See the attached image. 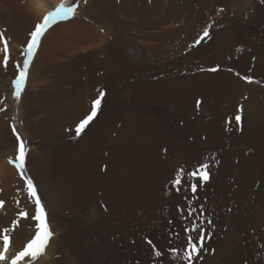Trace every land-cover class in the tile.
<instances>
[{"label":"rangeland","instance_id":"rangeland-1","mask_svg":"<svg viewBox=\"0 0 264 264\" xmlns=\"http://www.w3.org/2000/svg\"><path fill=\"white\" fill-rule=\"evenodd\" d=\"M146 1L147 5L149 4L151 8L154 5H159L160 7L150 16L155 21L158 20L160 22L161 20L162 23H166V21L172 19L174 13L172 15V10L170 9L172 2L170 0ZM252 1H257V3H252L251 12L245 13L242 17H245L244 21L241 20L246 27V31L250 32L249 35L252 34L251 38L243 40L235 31L234 34H225L220 37L217 35L219 39L217 36L214 37L215 35H210V38L201 41L199 45L191 47L198 35H195L192 39H186L187 35L184 33L178 37L179 39L172 38L170 41H163L161 38L159 40L163 46L175 48V51L169 55L158 56L151 54V52H146L144 56L143 48L149 44V41L152 42L153 40L151 39V41L140 36L141 30L146 31V29L139 27L140 13L134 10L131 12L124 11L122 5L126 6L127 0H108L107 5L110 8L112 6L111 9L115 15L123 17L127 23L123 26V30H125L121 36L118 37L115 34V25L110 20L102 19L95 21L91 19L92 24L95 25L96 29L99 30V35H101L96 42L95 40H89L73 43V41L67 40L63 44L66 49L65 52L51 57L49 45L52 41H46L45 48L42 50L30 73L31 65L40 47L36 50L28 70L26 86L30 77L31 82L25 104L23 103V98L26 86L19 101L13 98V113L12 107L8 104L9 100L5 96L6 94L1 90L5 94H3L4 97L2 96L3 99H0V108L4 109V111H0L1 170L3 169L2 167H8L9 165L14 167V165L8 163V159L6 158L9 155V157L14 159L17 154L18 141H15L13 128L20 134L21 139L26 142V176L29 175L28 167L30 165L28 164V155L31 149L52 150L55 152L57 146L63 143L64 140L70 142L72 139L80 138L95 118H98V122H108V124L104 123V128L106 127L108 134H111V142H114L115 138L118 137L117 135H120L121 129L126 131L128 125L134 126V129H138L132 135H125L129 140L123 146V152H125L123 156L125 160V175L128 179L126 178L125 195L122 198L130 206L127 205V208H129L126 212L129 215L126 218L127 220L119 223L117 220L104 223L97 218L96 221L98 222L88 221L87 224L89 225L85 224L87 220H82L84 225H87L85 233L81 230L77 232L79 240L76 248L74 247L75 252L70 253L68 257L64 258L61 264H68L67 262L70 261H73V264H160V258L153 255L151 251L152 245L148 244L147 241L151 240L161 250L169 247V241L172 242V246L180 245L183 240L181 228L182 226H187V222L182 221L181 215L175 209V205L177 204H186L181 199L183 193H175L171 189L169 181L174 178L177 169L182 167L186 171H189L198 162H208L210 164V179L203 187L198 188L197 195L199 203H203L206 209L202 219L211 220L212 223L204 225L207 237L205 248L207 251L202 253V259L198 260L197 264H204L208 259L211 260L214 254L216 255V251L225 243L228 235H231L233 247L235 246L236 249L244 252V254H247L249 250L255 247L264 248V117H260L256 113L254 114L260 132L256 135V138L252 130L254 126L250 123L252 120L246 111L251 90H244L238 96L239 98L233 95L234 90L238 88V83L236 82L239 80L246 84L255 83L264 87V73L260 74L256 66L252 65L253 62L256 63L259 60L264 62V4L260 0ZM66 2L69 3V0H66ZM91 2L92 0H87V3L84 4L83 0H81L75 17L85 20V16L88 13L85 9H87ZM144 2L143 0H134L133 4H136L135 7L140 9V5L144 4ZM95 8L96 6L94 5L91 7L93 10ZM221 15L214 23V25H218V31L230 26V20H233L231 18L235 16V12L223 13ZM86 20L88 19L86 18ZM1 26L3 32L6 33L9 27L8 23L5 21ZM33 28L32 24L28 26V30L30 31ZM234 35L237 38L236 40ZM102 36L104 40L107 38V41H104ZM5 37L7 38L6 34ZM224 38H227V40ZM7 39L9 40V44L12 42L11 40L17 42L16 50L20 57L25 41L18 42L16 38L11 36ZM212 43L213 49L215 48L218 53L212 49ZM220 44L223 45L221 46ZM113 46L120 47L123 53H127L128 55L127 62H122L119 67L117 65V68L112 63L114 61L111 62L109 57V52ZM0 56V61H2L3 52ZM144 57L147 59L148 64L143 66V63L140 64V62ZM15 60L18 61L17 58ZM13 62L14 57L11 55L8 68L5 69L3 66H0V78H15L17 69L14 67ZM65 64L69 67L68 72H66ZM215 66H219L220 70L217 72L207 71L208 68ZM201 69L204 70L202 71ZM229 69L233 71H229ZM220 72H223V75L217 77ZM236 73H240V76H250L254 82L248 83L241 79L240 76H237ZM212 77L215 81H213ZM174 80H184L186 85L183 84L184 82L178 86L176 83H171V86L169 83H166L168 81L174 82ZM62 81L64 82L62 83ZM215 82L216 84H214ZM233 82L234 85L231 84ZM217 84L220 86H218L219 88L215 87ZM40 89L43 90L41 91ZM99 91H104L106 95L101 102L97 116L77 136L75 128L79 121L90 113L92 103L98 97ZM50 94H53V96ZM49 96H51L50 100L52 102L55 99L51 106L47 102L42 101V99L48 100ZM38 98L41 100H39L37 108H32V111H30L33 112L34 117H39L41 122L45 123L44 126L48 125V132L44 133V136L32 139L30 131L28 132L25 128L24 131L28 132V134L26 132L24 134L28 136H24L20 130V101L23 106L25 105V110L28 112L27 105H32L31 100ZM197 99L202 100L199 108L196 106ZM55 103L57 104L56 109L58 111L54 107ZM240 106H242V111L238 113ZM63 112L65 113L63 114ZM237 114L241 115L240 124H237L234 119ZM229 118L232 119L231 124L226 123ZM156 121H159V126L157 125V127L161 135L158 137L151 135V137L146 138L140 136L141 122L153 125V122L155 123ZM160 123L165 124V126L162 127ZM247 123L249 125H246ZM235 135L238 137L234 138ZM242 135L247 138L246 143L236 144L235 141H239L237 138ZM7 138L14 141L13 145L8 144L4 146L3 142H8ZM14 144L16 147H14ZM97 167L98 170L102 168L101 163H97ZM247 167L249 169L243 174L242 168ZM3 173L5 172L2 170L0 172L2 176L0 179L2 180L4 178ZM30 178L35 183L33 177L31 176ZM185 180L188 181L187 176ZM34 185L39 195L36 183ZM0 188V201H4L3 206L0 207V214L4 216L21 218L19 213L22 210L27 212L30 204H33H25L18 194L19 197L16 196V198H19V200L14 198L15 195L7 197L8 194L5 195V193L9 187L2 185ZM188 195L191 196V193L189 192ZM20 199L22 200L21 203ZM16 200L18 204H16ZM134 201L137 202L135 203ZM138 208L140 212L136 211ZM45 211L47 217L48 211L46 209ZM67 212L66 215L68 214L67 216H69L70 211L68 210ZM169 220L172 221V224L168 223ZM110 223L113 226H110ZM28 228L31 229L29 226ZM33 228L31 230H36L35 226ZM57 228H60V230H57V232L53 231V235L49 240V242L52 241L53 237L56 239L50 249V257L43 261L42 264H49L51 262L54 251L57 248V239L60 237L61 231L66 229L64 223L58 225ZM105 231L108 234H105ZM174 233H181L180 238L177 239ZM28 237L30 238V236ZM23 241H16L14 243L21 246ZM47 247L42 256L46 254ZM10 252L14 253L13 250ZM173 261H176V259L169 255L163 261V264Z\"/></svg>","mask_w":264,"mask_h":264},{"label":"bare ground","instance_id":"bare-ground-1","mask_svg":"<svg viewBox=\"0 0 264 264\" xmlns=\"http://www.w3.org/2000/svg\"><path fill=\"white\" fill-rule=\"evenodd\" d=\"M107 1L108 0H92L91 4L89 6L87 5L88 6L87 9H85L88 11L87 15L85 16V20H80L81 18L78 19V18L74 17V18L67 20V21H60V22L56 23L48 32H46V35L44 36V38H42L43 40H42L41 46L38 50V53H37L32 65H31L29 72L31 73V70L35 66L42 50H44L46 41H49V40L52 41L51 44L49 45L51 57L52 56L55 57V56H57V54L60 55L61 53L65 52L66 49L64 48V45H63L64 41L70 40V41H73V43H75V42H81V41L84 42V41H89V40L90 41L95 40V42H96L98 37H100L101 35H99V30L96 29L95 25L92 24L91 19L95 20V21H100L102 19L110 20V22L115 25V27H114L115 34H117L118 37L121 36L123 34V31L125 30V29L123 30V28H124L123 26H125L127 23H126V21H124L125 19H123V17H118L117 15H115V13L111 9L112 6L110 8V6L107 5ZM133 1L134 0H127V2H128V3H126L127 5L126 6L122 5V9L124 11L126 10L129 12H131L133 10L138 11L140 13V21H139L140 25H139V27L142 29H146V31H142V30L140 31V36H142L143 38L153 40V41L151 40L152 42H150L148 40L149 44H147L143 48V52H144L143 55L144 56L146 55V52H151V54H155L158 56H163L165 54L169 55L171 52L175 51L174 50L175 48L172 46H163L159 42V40L161 38L163 39V41H170L172 38H178L179 36H182L184 33H186V35H187L186 39H192L195 37V35L197 36L198 34H200L202 32V29L205 26L209 25V23H211V25H212V27L210 29V32H211L210 35H215L214 37H216L217 35L220 37V36L225 35V34L226 35L234 34V32L236 31L240 35L239 37L242 38L243 40L249 39V38H251L252 34L249 35L250 32L246 31V27L244 26V24L242 23L241 20H243L245 18V17L242 18L245 13L251 12L252 3H257V1H252V0H170L172 2L170 9L172 10V15H173V13H174V15L172 16V19L170 21L168 20V21H166V23L165 22L162 23L161 20H160V22H158V20L155 21L154 18L150 17L153 15L154 11H156V10H158V8H160L159 5H154L151 8V7H149V4L147 5V3H146L147 1L143 0V2L145 1L144 4L140 5V9H138L135 7L136 4H133ZM59 2H60V0H0V32H3L1 24L6 21V23H8V25H9L8 31L6 33H4V34H6L7 38L11 36L13 38H16L18 40V42H20V41L26 42L27 39L29 38L28 34L30 32V30H28V26L30 24H32L34 27V25L37 22H40L43 15L46 14V12L52 10ZM70 2H72V0H69V3ZM93 5L96 6L95 10L91 9V7ZM81 8H83V7H81ZM221 9H223V11H220ZM162 12H164V11H162ZM234 12H235V16L234 17L232 16V18L230 17L231 19H233V20H230L231 21V23H229L230 26L224 30L218 31V29H217L218 25L217 24L214 25V23L216 22V20H218L219 16H222L221 14H223V13L228 14V13H234ZM164 16H165V14H164ZM224 16H226V15H224ZM168 17H169V15H168ZM86 18L88 20H86ZM190 27H191V29L189 30ZM193 28L195 29L194 31H193ZM59 30H61V31H59ZM218 36H217V38H218ZM234 37L236 40L237 38L235 35H234ZM102 38H103V36H102ZM106 39L107 38H105V40H104V38H103L104 41H107ZM224 39L227 40V38H224ZM11 41H10L11 43L9 45H10L11 55H12V57H14V62L16 61L15 58H17V60L18 61L21 60L20 62L22 63V60L24 59V57L20 56L21 57V59H20V57L17 54V50H16L17 42H14L13 40H11ZM224 42H226V41H224ZM100 43H101V40H100ZM110 43H112V42H110ZM229 44H230V42H229ZM211 46L213 49V43ZM224 46H226V45H224ZM0 47H2V45H0ZM224 48H226V47H224ZM227 48H229V47H227ZM213 50H215V48ZM213 50H211V51H213ZM222 50H224V49H222ZM215 51H217V50H215ZM1 53L2 52H0V54ZM217 53H218V51H217ZM219 53H220V51H219ZM211 54H213V53H211ZM46 57H47V55H46ZM51 57H50V59H51ZM109 57H110L111 62L114 61L112 63L115 64L116 68H117V65L119 67L122 64V62H127V60H128L127 53H123V50L120 49V47H116V46H113L112 49L110 50ZM216 57H217V55H216ZM219 57H220V55H219ZM141 63H143V66H144V65L148 64V61L144 57L141 60L140 64ZM250 63H252V62H250ZM134 64L136 65L135 62H134ZM252 65L256 66V69L258 70V72L260 74L264 73V62L263 61L259 60V61H256V63L253 62ZM68 68L69 67L66 66V64H65V69H67L66 72H68ZM222 73L223 72H220L217 75V77H221L223 75ZM226 74H224V75H226ZM2 78H0V87H1L0 99L2 98V96L4 97V95L6 94L5 96L9 100L8 104H10V107H12L11 110L13 113V107H14V105H13L14 99L13 98L14 97H13L12 93L14 91V88L11 85V81L13 78L12 79L5 78L6 80L2 79ZM202 78H204V77H202ZM224 78H226V77H224ZM227 78H229V77H227ZM210 79H211V77H210ZM212 79H214V78L212 77ZM221 80H222V78H221ZM185 81L187 82V80H185ZM213 81H215V79ZM30 82H31V77L29 78V81H28L27 86H26L25 91H24L25 92V96L23 98L24 104H25V99H26L27 94H28L29 87H30ZM63 82L64 81H62V83ZM183 82H184V80H178V81L174 80V82L168 81L166 83H169L170 86L172 85L171 83H176V85L178 86V85H181L180 83H183ZM216 82L214 84H216ZM235 82H236V80H235ZM236 83H238V88H240V89H238L237 87H236L237 89L234 88L235 89L234 90L235 92H233L234 97H236V96L238 97L246 89L251 90V95L249 97V100L247 101L248 104H247V108H246L247 110L246 111H247V115H249L250 119L252 120V122L250 121V123L254 126V128L252 130H253L254 136L256 137V135L260 132H259V128H258V122L255 121V115L254 114L256 113V114L260 115V117L261 116L264 117V87L261 85L255 84V83L254 84H246L240 80ZM183 84L186 85L185 82ZM210 84H211V81H210ZM231 84L234 85V82ZM218 86L219 85L217 84L215 87L219 88L220 86L219 87ZM231 89H230V92L232 91ZM1 90L5 94L3 92H1ZM24 92H22V95ZM40 94H41V92H40ZM42 94H44V93H42ZM22 95H21V98H22ZM50 95L53 96V94H50ZM51 96H49V99L47 98L48 100L42 99V101L47 102L48 105L51 106V104L54 103V101H55V99L54 100L52 99L53 102L50 100ZM39 100H41V99L38 98V99H34V100L32 99L31 100L33 103L32 104L33 106L31 104L27 105L28 106V112H26V110H25V107H24L25 105L23 106L21 101H20V109H19V115H20L19 119H21L20 130L24 136L26 134H28V132L30 131L29 133H30V137L32 139L41 137L44 133L48 132V130H47L48 125L44 126L45 123L43 124L42 123L43 121L41 122V119L39 117H34L33 112H31L32 108L33 109L37 108V104L39 103ZM55 104H54V107L56 109L57 104L56 105ZM58 108H60V107H58ZM56 110L58 111V109H56ZM64 113L65 112H63V114ZM8 116H9V114H8ZM63 116H65V115H63ZM9 119H10V117H9ZM24 120H25V122H24ZM247 122H248V120H247ZM23 123L25 125L24 128H23V126H24ZM104 123L105 122H98V118L97 119L95 118V120L92 121V123L89 124L87 129L83 132V135L80 136V138L72 139L70 142H68V140H64L63 143H61L60 145L58 144L59 146H57V149L55 152L52 150L50 151V150H39V149L33 150V149H31V151L28 155V164L30 165V167H28V173H29L28 176H30V177L32 176L33 179L35 180L34 182L36 183V185L38 187V193L40 195V199L43 202L42 204H44L45 209L48 211L46 221L48 223L50 231L51 232H53V231L57 232V230H60V228H57L58 225H61L63 223L66 227L65 230L61 231V233L59 235L60 237L57 239V241H58L57 248L54 251L53 259L51 260V262L49 264H61L62 260H64V258L68 257V255L70 253L75 252V248H76V245H78L77 242L79 240L77 232H79V230H81V231H84V233H85V227H87V225H89V224H87L88 221L94 222L98 218L99 220L103 221L104 223H108V221L114 222V220H117V222L119 223L121 221L124 222L125 220H127L126 218L129 216L126 214L127 210H129V208H127V205L129 206V204L127 203V201H124V199L122 198L125 195V187H126L125 185L127 182L126 181L127 177L125 175V165H124L125 160L123 159V156L125 153V152H123V149H124L123 146H125V142L129 140L128 137L125 135H128V136L132 135L134 133V131H138V129L137 128L134 129V126L128 125V127L126 128L127 132L125 130L121 129L120 133H119L120 135H117L118 137L115 138L114 142L113 141L111 142V139H110L111 134H108V132L106 131V127L104 128V125L108 124V122L105 124ZM158 123H159V121L158 122L156 121L155 123L153 122V125H152L151 123H145V122L142 123L141 122V124H140V136L146 138L149 136L151 137V135L156 136V137L161 135V133L157 127V125L159 126ZM160 125L162 127L165 126V124H161V123H160ZM246 125H249V124L247 123ZM160 127H159V129H160ZM25 128L27 129L28 132L24 131ZM210 129H211V127H210ZM198 130H199V127H198ZM198 130H196V131H198ZM24 132H26V134H24ZM51 132H53V131H51ZM124 132H126V134H124ZM10 133H11V131H10ZM197 133H199V132H197ZM55 134H57V133H55ZM26 136H28V135H26ZM236 137H238V136L235 135L234 138H236ZM7 139H8L7 141L9 143L3 142L4 146H6L8 144L10 145L14 142V141L9 140V138H7ZM237 139L239 141H235L236 144L244 143L247 140V138H245L244 135H242L241 137H239ZM12 140H13V138H12ZM140 141H142V140H140ZM251 144H252V142H251ZM14 147H16L15 144H14ZM14 153L16 154V152H14ZM8 157H9V155H7L6 158L8 159ZM97 163H101L102 168H100L99 170L97 167ZM2 168H3L2 170L5 173H3L4 174L3 180L0 179V181H2L0 186L2 187V185H3L4 187L5 186L9 187V189L5 193V195L8 194L7 197H12L11 195H15V197H14L15 199H17L16 196L20 195L21 199L23 200V202L25 204L32 203L31 200L29 199L28 195H27V189L25 187L24 180L20 177L18 170L16 168L10 166V165L8 167L5 166ZM247 169H249V168L248 167L242 168L243 174H245V172H247L246 171ZM0 177H2L1 174H0ZM21 199H20V203L22 202ZM17 200H19V198ZM17 200H16V202H17ZM125 200H126V198H125ZM134 202L136 203L137 201H134ZM16 204H18V203H16ZM137 205L139 206V204H137ZM132 209H133V207H132ZM134 209H135V206H134ZM68 210L70 211L69 216H67L68 214L66 215V213H68L67 212ZM136 211H139V208ZM27 212H28V217L25 218V217L20 216L22 219L21 218H14L11 216H4V215L0 214V233H2L4 228L9 229V235H10V240H11L9 251L13 250L14 253L16 251L20 250L23 247V245H25L28 242V240H30L32 238V236L35 234V231H36V230H31L35 226V224L37 223L31 219L32 213L34 214L33 204H30V207H28ZM6 213H8V212H6ZM5 215H8V214H5ZM137 216H139V215H137ZM137 219H138V217H137ZM82 220H87V222L85 223V224H87L86 226L84 225ZM96 222H98V221H96ZM111 225L112 224L110 223V226ZM28 226L31 227V229L28 228ZM78 226L80 229L79 228L77 229ZM118 226H121V225H118ZM61 230H62V228H61ZM86 231H88V230H86ZM105 234H108V233L105 231ZM260 235H262V234H260ZM27 236H30V238L29 237L27 238ZM237 236H238V233H237ZM53 238L51 239L52 241H50L48 244L46 254L44 256H42L41 258L37 259V261L31 262V264H42L43 261H45L46 259H48L50 257V251H51L50 249L52 248L53 243L56 241V239L54 238L55 239L54 240ZM16 241H19V242L23 241V243L21 246L16 245L14 243ZM237 243H239V242H237ZM236 247H237V245H236ZM0 250H2V241H0ZM263 257H264V248H260V247L256 248L255 247L254 249L249 250L247 254H244V252H241L239 249H236L235 246L233 247V244L231 243V235H228L226 237L225 243L222 244L220 249H218L216 251V255L214 254L213 258L210 257L211 260L208 259V261L205 262L204 264H264ZM67 263L73 264V261H70ZM168 264H183V263L178 262V260H176V261L170 262Z\"/></svg>","mask_w":264,"mask_h":264},{"label":"snow or ice","instance_id":"snow-or-ice-1","mask_svg":"<svg viewBox=\"0 0 264 264\" xmlns=\"http://www.w3.org/2000/svg\"><path fill=\"white\" fill-rule=\"evenodd\" d=\"M87 3V0H83ZM264 4V0H260ZM81 0H72L68 3L66 0H60V2L50 11L43 15L40 22L34 25V28L29 32V38L23 46L21 56L24 57L22 63L20 61H15L14 67L17 69V74L15 78L12 79L11 85L14 87L12 95L15 100L19 101L21 99L22 92L26 86V81L28 78V70L32 59L36 53V50L40 47L41 39L45 32L54 24L60 21H67L75 17ZM220 11H223L221 9ZM212 25L209 24L202 29V32L194 39L191 47H195L201 43V41L206 38H210V29ZM0 51L3 52V60L0 61V66L5 69L8 68L9 61L11 60V50L9 45V40L5 37L4 32H0ZM202 71L204 69H201ZM219 66L208 68L207 71L217 72L219 71ZM229 71H233L229 69ZM240 76V73H236ZM241 79L248 83H253V79L250 76H240ZM106 93L104 91H99L98 97L93 101L91 111L83 119L79 121L75 128V134L79 136L81 132L88 126V124L97 116L100 109L101 102ZM202 100H196V106L199 108ZM0 111H4L0 108ZM242 111V106L238 109ZM237 124L241 122V115L237 114L234 117ZM226 123L231 124L232 119L229 118ZM15 134L17 145V154L15 158H8V163L14 165L18 170L20 177L24 180L25 187L27 189V195L31 202L34 204V214L31 219L36 221L35 224V234L32 236L28 242L23 245V247L11 253L10 249V235L9 229L4 228L2 233H0V241H2V250H0V264H31V262L36 261L41 257L48 245L50 238L53 233L50 231L48 223L46 221V211L45 207L41 202L39 195L37 194L36 187L33 180L26 176L25 172V161L27 155L26 142L21 139L20 134L16 132L15 128L12 129ZM187 176L188 182L185 180ZM210 179V164L208 162H198L197 165L192 167V170L186 171L184 168H179L175 171V176L169 183L171 189L175 193H183L181 199L186 202L185 205H175L176 212L181 215L182 221L187 222V226H182L181 231L183 233V240L180 245L172 246V242L169 241V247L165 250H161L148 240V244L152 245L151 251L153 255L160 258V264L171 255L176 260L183 262V264H197V261L202 259V253L207 251L205 248L206 240V229L205 224H211V220L202 219L204 217L206 209L203 203H199V197L197 195L198 188L203 187ZM186 185V186H185ZM191 193V196L188 193ZM18 203V202H17ZM4 201H0V207H2ZM21 217H28V213L21 211L19 213ZM172 224V221H168ZM177 239L180 238L181 233H174Z\"/></svg>","mask_w":264,"mask_h":264}]
</instances>
